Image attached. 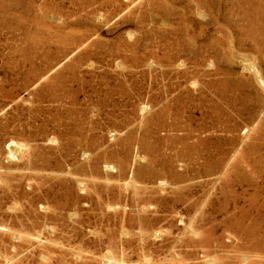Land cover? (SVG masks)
I'll return each instance as SVG.
<instances>
[{
	"label": "rangeland",
	"instance_id": "374dc122",
	"mask_svg": "<svg viewBox=\"0 0 264 264\" xmlns=\"http://www.w3.org/2000/svg\"><path fill=\"white\" fill-rule=\"evenodd\" d=\"M0 264H264V0H0Z\"/></svg>",
	"mask_w": 264,
	"mask_h": 264
}]
</instances>
